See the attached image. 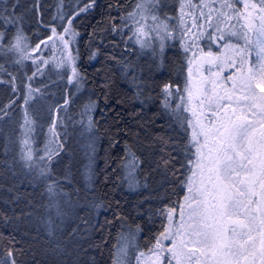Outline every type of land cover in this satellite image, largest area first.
<instances>
[{"label": "trees", "instance_id": "16d2710c", "mask_svg": "<svg viewBox=\"0 0 264 264\" xmlns=\"http://www.w3.org/2000/svg\"><path fill=\"white\" fill-rule=\"evenodd\" d=\"M135 1L0 0L5 49L15 42L17 29L29 51L47 42L53 28L61 33L71 17L79 74V83L70 84L67 65L16 63L17 53L0 51L3 264L13 259L15 264H113L124 243L125 264H133L163 230L167 217L161 212L186 194L182 181L193 148L186 153L187 119L183 108L176 109L186 81V54L177 38H166L162 47H141L125 21ZM178 2L159 0L160 13L174 15ZM47 43L40 45V58H51ZM28 85L41 92L27 105L34 123L22 150ZM55 118L63 121L56 126L63 147L50 162L42 161L38 154ZM29 148L31 167L22 159ZM45 167L47 178L39 175ZM52 181L54 196L47 191Z\"/></svg>", "mask_w": 264, "mask_h": 264}, {"label": "snow or ice", "instance_id": "6c2138e0", "mask_svg": "<svg viewBox=\"0 0 264 264\" xmlns=\"http://www.w3.org/2000/svg\"><path fill=\"white\" fill-rule=\"evenodd\" d=\"M240 2L245 10L251 11L241 12L236 7ZM158 3L159 0H139L128 14L141 47L150 46L152 33L159 38L161 47L163 40L173 35L167 17L161 19L156 12ZM258 5L254 0H201L198 5L191 0H180L181 25H186L185 7L200 10L199 16L192 15L197 31L187 26L182 30V45L191 34V43L185 51L196 49L199 55L194 52L193 58L188 60L189 77L184 86L186 103L176 106L177 111L183 108L185 113L191 114L187 119L191 135L185 151L188 152V146L195 151L188 160L189 175L182 181L186 194L175 202L177 207L161 212L168 223L163 225L164 230L148 250L152 254L151 264H264V0H258ZM68 22L70 25L71 17ZM52 31L53 36L48 37L47 42H54L56 29ZM69 31V27L64 28L65 33ZM3 37L4 33L0 32V39ZM24 39L17 29L15 42L6 49L0 45V51L17 53L16 63H22L29 58L24 51L28 47L23 44ZM59 39L67 47L64 36L60 35ZM201 40L207 42V51L197 43ZM47 42L41 41L36 47ZM253 54L255 60L251 59ZM72 59L69 55L55 67L62 68ZM226 69L233 70L232 74L224 75ZM39 73L38 68L28 79L32 80ZM78 75L73 67L68 82L71 84L75 79L79 83ZM40 92L41 89L27 86L21 124L27 131L21 142L22 150L29 145L27 136L34 123L27 105ZM180 99L184 102L185 95ZM67 103L66 99L65 105ZM62 122L59 118L53 119L49 128L51 137L40 160L50 162L57 155V149L63 147L57 143L56 132L57 124ZM180 122L183 125L184 120ZM22 159L27 166H32L31 148L23 152ZM48 174L47 167L39 170L40 176L47 178ZM56 187L55 181L47 185L51 196L56 194ZM164 241L169 243L164 244ZM126 248L125 244L118 249L113 264H125ZM12 255L10 250L8 256ZM143 256L144 253L137 256V264ZM12 264H15L14 259Z\"/></svg>", "mask_w": 264, "mask_h": 264}, {"label": "rangeland", "instance_id": "374dc122", "mask_svg": "<svg viewBox=\"0 0 264 264\" xmlns=\"http://www.w3.org/2000/svg\"><path fill=\"white\" fill-rule=\"evenodd\" d=\"M138 2H139V0H136L135 1V5H134L133 10L136 8V5H137ZM185 2H187V0H185ZM200 2H201V0H191V3L192 4H196V5L200 4ZM254 2H256L257 5H258V0H254ZM216 6L219 7L218 4ZM236 7L241 12L251 11V9H248V10H245L244 9L243 2L237 3L236 4ZM160 8H161L160 7V3H158L157 8H156L157 14L161 17V19H164L165 17H167V22L171 26L170 29H169V31H172L173 32V35L170 38H168V39L177 38L178 39V42H179V44L181 46V49L185 51V49L188 48V45L191 43V34H190V36L188 38L185 39V43L182 45L181 44V34H182V30H183V28L185 26H187V27H191L193 32H196L197 31V29L195 27H193L192 15L194 14L196 16H199V11H200L199 8H197V9H195L193 11L191 8L185 7V9H184V16H185V20H186V25H181L180 24V21H179V17L181 15L180 0L178 2V5L176 7V12H175L174 15H164V14H161L160 13ZM133 10H132V12H133ZM204 11L207 14V8H205ZM125 21L128 24V27L127 28L130 30V32H132V34L134 36V39H137L136 35L134 34L135 28L132 25V21L130 19H128V15L126 16ZM199 22L200 23H204V20H200ZM148 23H151V21L149 20ZM66 27H69L70 28V31L69 32L65 33L64 30L61 33L56 32L55 37H54V42H48L47 43L48 49L50 50V53H51V58H45L46 56H44V58H40L41 57L40 50L42 49V47H40V48H37L36 47V48H34L32 50L29 49V51L26 50V48H24V51L29 56V58L26 59V60L31 61L32 59H35V60H37L39 62V65L40 66H43V65H45V64H43L41 62L43 60H48V61H50V63H59L62 59H65V58H67L70 55L71 57H73V59H72V61L70 63H68L66 65L69 68V72H70V76H71L72 75V68L73 67L75 68V57H76L74 51H71V42L74 39V32L71 29V26L70 25H68ZM205 28H207V24H205ZM173 29H174V31H173ZM60 35H63L64 36V39L68 41L67 47H65L63 41H61L59 39ZM52 36H53V34H52ZM146 38L147 37H141V39H146ZM164 40H163V42H164ZM197 43H199L200 47L204 48L205 51L208 50L207 42H205L204 40L198 41ZM160 45H161V42H160L159 38H157L155 36V33H152L151 38H150V46H156V47H158ZM216 50H217L216 49V46L213 45V51H216ZM194 52H196L197 55H199V53H198V51L196 49L189 48L188 51H185L186 59H187L186 81H187V79L189 77V71H188L189 64H188V60L191 59V58H193V53ZM251 59L255 60L254 54L251 57ZM192 67H193V71L195 72V65H193ZM213 71H217V69H213ZM232 71L233 70H231V69H226L224 75H231L232 74ZM186 81H185V83H186ZM184 86H185V84H184ZM257 91H259V90L257 89ZM182 94L185 95V101L182 102L181 99H180V102L181 103H186V94L184 93V87H183ZM167 95H168V98L171 97V95L169 93ZM183 114H185L186 119L191 118V114L190 113L183 112ZM187 129L189 130V135H191V129L188 128V127H187ZM50 137H51V135H50ZM50 137L47 139V141L50 139ZM46 142H45V144H46ZM45 144L43 145V147L41 148L40 153L38 154L40 157L41 156H44V154H45L44 151H43ZM194 151H195V149L193 148V153H194ZM42 161H44V160H42ZM129 164L131 165V163H129ZM175 207H177V206H175ZM175 219L177 221L179 220L178 212H177V214L175 216ZM167 223H168V220L166 218L165 219V224H167ZM163 230H164V228H163ZM163 243L164 244H168L169 241H164ZM125 244L126 243H124V245ZM151 255L152 254L149 251H147L146 253H144V256L141 258L140 264H151V260H150ZM137 256H136V259L134 260L133 264H137Z\"/></svg>", "mask_w": 264, "mask_h": 264}]
</instances>
